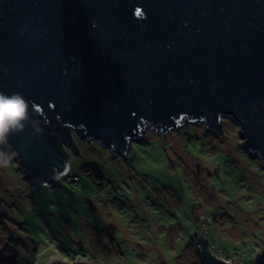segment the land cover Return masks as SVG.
<instances>
[{
    "label": "water",
    "instance_id": "water-1",
    "mask_svg": "<svg viewBox=\"0 0 264 264\" xmlns=\"http://www.w3.org/2000/svg\"><path fill=\"white\" fill-rule=\"evenodd\" d=\"M0 89L32 101L43 129L11 138L33 182L71 167L51 126L77 155L74 131L127 156L149 126L224 134L230 118L264 165V0H0ZM199 236L205 264H241ZM255 250L264 264V238ZM63 263L94 264L46 262Z\"/></svg>",
    "mask_w": 264,
    "mask_h": 264
},
{
    "label": "rangeland",
    "instance_id": "rangeland-1",
    "mask_svg": "<svg viewBox=\"0 0 264 264\" xmlns=\"http://www.w3.org/2000/svg\"><path fill=\"white\" fill-rule=\"evenodd\" d=\"M150 126L127 156L79 138L71 170L33 184L19 156L0 168V264H205L199 233L227 263H255L264 238V165L238 124ZM69 149V147H68Z\"/></svg>",
    "mask_w": 264,
    "mask_h": 264
},
{
    "label": "clouds",
    "instance_id": "clouds-1",
    "mask_svg": "<svg viewBox=\"0 0 264 264\" xmlns=\"http://www.w3.org/2000/svg\"><path fill=\"white\" fill-rule=\"evenodd\" d=\"M8 74L7 68L3 69ZM32 101L22 92L10 94L0 89V168H9L18 155L11 144L14 135L31 128L33 135L42 136L43 129L33 116Z\"/></svg>",
    "mask_w": 264,
    "mask_h": 264
},
{
    "label": "trees",
    "instance_id": "trees-1",
    "mask_svg": "<svg viewBox=\"0 0 264 264\" xmlns=\"http://www.w3.org/2000/svg\"><path fill=\"white\" fill-rule=\"evenodd\" d=\"M186 122H188V120H187ZM69 131H71L70 128H69ZM56 139H58V144H59L61 150L64 152L65 156L68 157V154H70V153H69V150H67L66 145L63 144V143H64V140L62 139V141H61V139H59L58 136H57ZM71 139H72V141L75 143V146H76L77 152H79V150H78V145H77V141H76V139L74 138V135H71ZM70 170H71V169H70ZM69 172H70V171H69ZM200 247H201V248H200V250H199V253H200L201 256H204V254H203V253H204V247H203L202 245H201ZM63 264H64V263H63Z\"/></svg>",
    "mask_w": 264,
    "mask_h": 264
},
{
    "label": "bare ground",
    "instance_id": "bare-ground-1",
    "mask_svg": "<svg viewBox=\"0 0 264 264\" xmlns=\"http://www.w3.org/2000/svg\"><path fill=\"white\" fill-rule=\"evenodd\" d=\"M209 130H211V129H209ZM211 131H213V130H211ZM214 132V131H213ZM216 133V132H215ZM218 133V132H217ZM24 167V166H23ZM24 171H25V168H24ZM26 174V173H25ZM43 179H47L46 180V182L48 181V180H54V178H52L51 176H48V177H43V178H41V179H39V180H37V182H41V181H43ZM56 180V179H55ZM32 181V180H31ZM37 182H33L32 181V183L33 184H37Z\"/></svg>",
    "mask_w": 264,
    "mask_h": 264
},
{
    "label": "flooded vegetation",
    "instance_id": "flooded-vegetation-1",
    "mask_svg": "<svg viewBox=\"0 0 264 264\" xmlns=\"http://www.w3.org/2000/svg\"><path fill=\"white\" fill-rule=\"evenodd\" d=\"M50 128H51L52 133L55 135V137L57 138V136H58V138L61 139V141H62V138H61V137L59 136V134L56 132V129H55L53 126H51ZM72 135H73V134H72ZM63 144H64V143H63ZM70 149H72V148L69 147V149H68V150H69V153H71V152H70ZM71 165H72V164H71Z\"/></svg>",
    "mask_w": 264,
    "mask_h": 264
},
{
    "label": "built area",
    "instance_id": "built-area-1",
    "mask_svg": "<svg viewBox=\"0 0 264 264\" xmlns=\"http://www.w3.org/2000/svg\"><path fill=\"white\" fill-rule=\"evenodd\" d=\"M70 168H71V167H70ZM69 171H70V170H69ZM69 171L67 172V174H62L61 176L68 175V174H69ZM61 176H60V177H61ZM60 177H59V178H60ZM59 178H58V179H59Z\"/></svg>",
    "mask_w": 264,
    "mask_h": 264
}]
</instances>
